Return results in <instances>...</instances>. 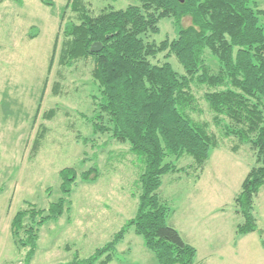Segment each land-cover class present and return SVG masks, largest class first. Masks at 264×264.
Segmentation results:
<instances>
[{
  "label": "trees",
  "instance_id": "1",
  "mask_svg": "<svg viewBox=\"0 0 264 264\" xmlns=\"http://www.w3.org/2000/svg\"><path fill=\"white\" fill-rule=\"evenodd\" d=\"M137 1L121 9L105 7L95 14L86 0H69L63 10L64 15L71 10L73 16L65 22L62 18L49 72L58 47L61 67H73L81 60L92 62V76L100 91L93 96V131L128 144L141 170L136 215L89 258L81 259L77 253L73 260L58 264H110L132 227L160 264H196L197 249L168 223L172 208L159 189L169 173L201 179L211 151L225 139L235 140L234 150L249 145L255 154V165L243 180L235 204L243 218L237 234L259 229L254 211L264 186V8L256 0ZM188 18L191 22L185 24ZM163 19L173 21L176 36L157 41ZM38 31L32 26L30 37L35 38ZM96 42L102 44L100 51H92ZM208 53L217 59V70ZM172 56L182 72L169 60ZM197 88L205 89L203 97L219 135L210 122L193 116L204 112ZM44 130L35 141L36 150ZM185 156L191 161L180 166ZM60 177L64 197L48 208L27 202L12 219V235L28 248V264L36 254L42 226L65 214L78 173L74 167H65ZM81 177L85 182L95 181L98 171L91 168Z\"/></svg>",
  "mask_w": 264,
  "mask_h": 264
},
{
  "label": "rangeland",
  "instance_id": "2",
  "mask_svg": "<svg viewBox=\"0 0 264 264\" xmlns=\"http://www.w3.org/2000/svg\"><path fill=\"white\" fill-rule=\"evenodd\" d=\"M51 1L53 5L42 0H0V264H28V248L14 239L12 219L27 202L48 208L64 197L60 171L65 167H74L78 173L66 212L42 226L30 264L65 263L77 253L81 259L89 258L136 215L139 203V160L128 144L93 131V96L100 91L92 76V62L81 60L73 67H61L58 47L49 72L62 18L65 22L73 16L71 10L63 13L69 0ZM86 1L95 14L105 7L121 9L138 3ZM256 1L264 8V0ZM185 21L191 22L189 18ZM261 21L264 24V17ZM32 26L39 28L33 39ZM160 27L157 41L176 36L172 20H161ZM163 58L161 54L159 59ZM208 58L217 70V59L210 53ZM169 60L183 71L174 56ZM204 92V88L196 89L204 112L193 116L210 122L219 135ZM43 130L36 150L35 141ZM223 142L211 151L201 179L172 173L163 177L159 194L172 208L168 223L196 247V264H264V186L254 211L258 231L237 234L243 218L235 196L255 165V154L249 145L234 150L235 140ZM190 161L185 156L178 164ZM91 168L97 169L98 177L85 182L82 173ZM110 264L160 263L132 227Z\"/></svg>",
  "mask_w": 264,
  "mask_h": 264
},
{
  "label": "water",
  "instance_id": "3",
  "mask_svg": "<svg viewBox=\"0 0 264 264\" xmlns=\"http://www.w3.org/2000/svg\"><path fill=\"white\" fill-rule=\"evenodd\" d=\"M102 49V44L100 42H96L92 46V51H100Z\"/></svg>",
  "mask_w": 264,
  "mask_h": 264
}]
</instances>
